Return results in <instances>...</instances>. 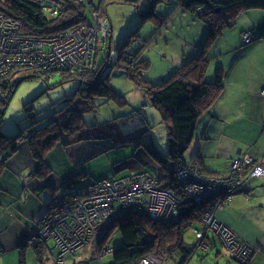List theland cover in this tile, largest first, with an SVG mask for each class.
<instances>
[{
    "label": "rangeland",
    "instance_id": "374dc122",
    "mask_svg": "<svg viewBox=\"0 0 264 264\" xmlns=\"http://www.w3.org/2000/svg\"><path fill=\"white\" fill-rule=\"evenodd\" d=\"M86 2L88 3V6L86 5V3H75L76 5H83L87 8L86 14L89 21L93 19L94 15L93 21L97 23L98 32L101 31L99 26L100 23L104 21V19L107 20V24L109 23L110 26V29H108L105 35V40L103 41V43L99 44L100 41L97 42V63L95 61L92 67H87L90 70L93 69V71L88 74L94 76L95 79L103 78L102 80H105V77L110 76L109 84L118 94L116 97H114V101L106 98H98L96 100V103L98 105L97 111L89 112L85 115L87 116L85 117L87 119V123L92 125L95 124L94 126L99 123L100 125L94 130L105 131L104 134H111L112 137L119 136L121 139L125 140V144L128 141V136L130 133H132V136L135 135V137H137L138 135L140 136V138H142L140 141L141 144H139V146L138 143L136 144L135 142H133L130 146L125 145L129 147L127 149H124L122 151V154H130L134 150V148L135 151L132 152L129 158L119 163V166L118 164H116V174L112 175L113 172L110 165V159L114 160L119 155L118 152L103 154L102 156H99L90 161L87 167L98 179L103 175H111V177L115 178L143 170H148L154 173L156 164L149 158L146 153H142L143 158H141L139 156L140 152L137 153V149L143 150L141 145L148 144L155 146L159 151H164L166 148L167 140V126L163 121L159 111L149 105L148 98L145 95L148 90L146 91V88L143 85H136L134 81L129 77L137 79L138 74H141L143 75L142 77L148 81L160 82L165 80L172 71L181 66L185 61H187V64L182 68L181 71H184V73L188 74L189 76H197L196 70L191 71L190 69L194 65L192 64L194 60L191 59L197 58L198 56L203 57V55L205 54V57L207 58L206 61H208L207 65L205 66V74L211 79V77L215 74L218 65L214 63L217 62L216 59L214 60L213 57L208 58L209 55H215L218 50L222 51L224 55H227L225 54L226 51L230 49L232 50L234 45H236V41L240 45L242 33H239L240 29L244 26H248V22L251 19H253V21L263 19L262 16L264 15V10L251 9L241 13L236 18L233 28L229 30L226 29L221 35L223 37L220 36V41L212 44L210 49L207 47L201 54V51L206 44L205 23L200 19L192 18L191 15L187 11H184L182 8L176 7L174 10V0H86ZM198 10H200V8H198ZM262 22H264V19L261 21V23ZM78 24L84 23L83 21H81ZM132 31H136L137 36H135V33H132ZM20 32L24 33L22 32L21 28ZM129 33H131L130 36L128 38H125ZM245 33L251 36L248 31H246ZM131 35H134L135 37H132ZM134 38V46L137 48V44L139 45V47L141 46V52H139L137 57L132 56V60L130 61V63H125V59L129 58V56L125 55V45L128 44V42L131 43L132 39ZM123 39L127 43L120 45ZM130 50H132V47H130ZM101 51L102 54H100ZM140 54L141 59H143L147 64L145 70L144 62L139 61ZM234 56L235 52L232 53L230 60ZM221 61L227 63L228 59L224 57ZM19 66L21 67L12 72L11 69H8L5 73H3L4 76H10L11 81H15L17 78H21L24 71H33L34 74L41 76H46V74L51 76V74L54 73L55 76L47 81H45L44 79H31L22 81L15 89L10 100L8 101L7 106H5L4 108L2 102L6 99L8 90L10 88L8 90L6 88L1 89V93L3 94L0 95V110H4V114L3 120L0 124V128H2L6 133L11 131L17 132L18 127L24 125V123L29 120L28 107L31 106V100L36 94L40 92L42 87L46 89L48 84H54L53 87L46 90L42 96H40L33 102L35 111L40 113L36 119L42 118V115H45V110L48 108H52V104H54L55 101H57L61 96L65 95V90H73V86H76L77 84V82L73 80L55 86L57 81L60 79L59 75H56V73L59 74L60 72L65 70H67L65 71V73H68V71H76L75 76H78L77 78L79 80V88L85 86L84 81L86 80L85 77L87 75H81L80 72L84 69H82L81 67L77 68L76 64L72 65L71 67H66V69H64L63 67L52 66L46 68H37V66H27L26 64H19ZM143 70L144 74H142ZM220 72L221 71L219 70V73ZM65 80H67V78H65ZM120 95H122V98L125 99L128 103L124 104ZM231 98V95L229 99L226 95L223 99V94H221L215 102V106L219 107L220 110H222V108L226 106L227 103L231 105L235 104V102L230 101ZM239 106L243 105L239 103ZM144 110H146V112ZM30 113L35 114L36 112L30 111ZM70 114L71 116H69ZM72 114L75 113L69 110L66 116L69 118L71 117L70 119L72 120ZM218 123L221 124L218 132H213L215 128L216 130L219 128L218 125H211V129L208 132V135H211L213 137L214 142H209V140H207L208 143L204 145H198V148L196 149V147H194L192 151H190V149L188 148L185 152V159L189 161L194 155V150H200L202 156L216 151L217 154L214 155V157H218L219 164L223 163L221 158L229 159V161L231 160L229 167L232 172H229L228 174L222 176L210 175L205 172L202 165L198 166L201 171L212 178H225L231 174H235L236 182L234 183V185H238L236 187H239L240 185L245 186L248 181L253 178V176H251L253 168H255L256 166H260L264 170V156L259 159H255L256 157H253L251 155H242L245 153L242 152V156H235L234 158H232L229 152H220L216 150L218 147L217 144L221 141L222 144H224L225 142L228 143L225 144L227 147H229L230 145H250L249 150H253L251 153H258L260 155L264 154V147L261 144L249 143V133L251 132V129L245 128L246 126H237L234 132L229 128L230 125H226L221 121ZM207 124V121L204 124L203 120L200 119L198 121V127L195 129L194 136L198 132L199 136H203L204 133H207ZM57 128L65 131L66 125L61 123V125H58ZM94 130H90V132H93ZM51 133L56 134L57 131L51 129ZM36 135L37 133H34L33 140L35 139ZM56 139L57 140L55 142H59L61 140V137L58 135ZM33 140L22 142L20 145H18L17 149H19V146L22 147L23 150L28 149V152L32 155L33 148L36 147L44 156L43 159L40 160L36 156H31L36 161L35 166L34 163H31L27 166H29L30 169L33 166V169H31L32 174L29 177L28 181H34V179L38 181L40 183L39 186H41V193L45 194V196L46 193L55 196L57 189L63 182L61 180V174H64L65 167L74 168V170H72V172L70 173L73 174L70 180L78 179L80 177L79 180H81L82 184L78 188L69 185L67 190L63 193L66 200H69L75 195L81 193L86 186L96 181L93 180L92 182L85 183L86 178H82V175H80V171H74L77 168V165L79 164L78 162H80L81 157H83L85 153L91 152L92 148H94H90V146L103 144L107 145L106 141L88 139L87 141L81 140L69 145L59 143L57 147H59L60 149L55 151L53 145L51 146V148L53 149V153L50 154L46 152L47 148L45 147H47V145L37 147L34 145ZM110 141L114 144H117L113 139H110ZM23 143H25V145ZM153 143H155V145H153ZM247 148L248 146L244 149L247 150ZM103 149L106 150L105 147ZM209 150L211 151L209 152ZM235 153L238 154L236 150ZM247 156H250L248 157L250 158V162L246 165L241 164L239 167H236L235 162H242L243 160H246L244 157ZM64 161L65 163L62 164ZM72 164H75L76 167ZM136 164L140 168L139 170L134 168V165ZM199 173L201 172L199 171ZM226 180L230 184L234 179L232 178ZM67 183L68 181L63 183V185H66ZM262 184L264 185V183ZM95 189H97V186L94 187V190ZM241 194V197L245 198L246 200L250 198L253 201H257L258 209H261L262 205L264 206V186H262L261 184L259 185L258 191L249 194V196L245 194V192ZM61 203H64V200H62V202L58 204H51L47 207L45 213L39 218V220H37L38 229H35L31 234L33 239L38 240L39 243L45 244L47 242V245L51 249H53L55 253L56 250L54 247L53 239L43 240L38 233H40V229L42 228L43 217L46 212L52 206H57ZM216 208L215 200H213L210 209L205 211L207 212L206 215L208 214L213 216ZM194 229H201V225L199 223H195L192 227L187 228L183 234V241L186 245L188 244V248L196 241L193 231ZM208 235L211 240L214 239V242H210L211 246H208L209 248L207 247L206 249H199L195 253L193 247L189 248L191 250L190 253L192 254V256L186 264H240L232 257L230 253L226 251V249L223 247L224 245L222 246L219 240L215 239L212 236L211 232H209ZM102 238H106L104 240V246L111 247L112 249H115L122 244V237L118 225L112 226L110 229H108V233L104 234ZM86 246L94 247L98 254V246L97 244H95V242H88L81 248ZM79 249L75 250L69 258H74L75 253ZM244 251L246 252V255H242L240 261L246 264L248 260L247 258L249 256V249L244 248ZM105 256L106 258H110V261L112 263V253H108ZM159 257L161 258L162 264L180 263V258L178 255H176L175 258H172L167 257L166 254H162V256L159 255Z\"/></svg>",
    "mask_w": 264,
    "mask_h": 264
},
{
    "label": "trees",
    "instance_id": "16d2710c",
    "mask_svg": "<svg viewBox=\"0 0 264 264\" xmlns=\"http://www.w3.org/2000/svg\"><path fill=\"white\" fill-rule=\"evenodd\" d=\"M64 1L66 3L65 10L57 16L46 14L42 8L28 0H0V11L19 21L21 23V30L24 32L23 34L47 36L63 31L81 21L86 22L88 20L86 7L83 5H76L71 0ZM174 3V10L176 7L182 8L184 11H187L192 18L200 19L205 23L206 44L201 54L207 47H211L226 29L229 30L233 28L236 18L241 13L251 9L264 10V0H174ZM198 8H200V10H198ZM257 30H246L251 33V38L248 42H245L241 37L242 45L240 49H246L253 45L264 35V30ZM246 31L241 32L243 33ZM132 33H135V36H137L136 31H132ZM130 34L131 33L125 38H128ZM131 36L133 37L134 35ZM124 39L120 45L127 43ZM134 41L135 38L132 39L131 43L128 42V44L125 45V55L129 56V58L125 59V63H130L132 56L137 57L139 52H141V46L139 47L137 44L138 48L135 47ZM130 47H132V50H130ZM102 51L100 54H102ZM244 51L238 53L239 57L244 54ZM215 56L216 55L212 57L214 58ZM210 57L209 55L208 58ZM139 58L140 62H144L145 70L147 64L141 59V54ZM206 59L205 54L203 57L198 56L197 58L191 59L194 60L192 62L194 65L190 69L191 71L196 70L197 76H189L185 74L184 71H181L187 64V61H185L181 66L172 71L165 80L160 82L148 81L144 79L141 74H138L137 79L129 77L136 85H143L146 91L148 90L145 95L148 98L149 105L159 111L167 126V140L164 151H159L152 145L142 144L158 167L154 170V173L148 170L145 171L157 176L159 179H163V181L161 180L162 184H171L173 188L176 187L175 189L178 188L174 177L176 163L188 164L195 162L197 167L202 165L199 160L196 161V158L187 161L185 159V152L193 140L200 116L205 113H208V115L212 117L215 116L209 110L221 95L224 88L226 78L224 70L216 63L218 67L215 74L210 79V77H207L205 74V66L208 62ZM144 70L142 74H144ZM219 70L221 71L220 73ZM65 71L59 74L56 73V75H59L60 79L55 86L71 80L76 81L77 84L73 86V90H65V95L55 101V103L52 104V108L46 109L45 115H42V118L36 119L40 113L35 111L33 102L42 96L46 90L53 87L54 84H48L46 89L42 87L40 92L34 96L31 100V106L28 107L29 120L25 122L24 125L18 127L17 132L11 131L6 133L0 128V175L5 171V166L9 158L14 156L18 151V145L24 141L33 140L34 133H37L33 140L34 145L37 147L47 145V147H45L47 148L46 152L50 154L53 150L51 146L54 145V148H59L57 147L59 143L69 145L81 140L87 141L88 139L101 141L113 139L117 144L125 142V140L121 139L119 136L112 137L111 134H104L105 131L94 130L100 124L97 123V125L94 126L95 124L92 125L87 123V119L85 118L87 117L85 116L87 113L97 111L98 105L96 100L98 98H106L114 101V97L118 95L109 84L110 76L105 77V80H102L103 78L95 79L94 76L88 74L92 72L93 69H84L80 74L87 75L84 81L85 86L79 88L78 76H75L76 71H68V73H65ZM54 76V73L51 74V76L47 74L46 76H41L34 74L33 71H24L21 78H17L13 81V85L9 87L8 95L2 102L3 108L7 106L20 80L44 79L47 81ZM65 78H67V80H65ZM120 97L122 98L123 96L120 95ZM122 100L124 104L128 103L125 99L122 98ZM69 110L75 113L72 114V120L70 119L71 117L69 118L66 116ZM3 111L4 110H0V124L3 120ZM30 111L36 113H30ZM69 116H71V114ZM61 123L66 125L65 131L57 128ZM51 129H54L59 134H52ZM90 130L94 131L90 132ZM58 135L61 137V140L55 142ZM153 145H155V143H153ZM32 156L38 157L39 160L44 157L36 147L33 148ZM229 172L231 173L232 171L230 170ZM80 175H82V178L88 177V174L84 171H82ZM79 179L80 177L78 179L68 180L69 184L67 183L63 186H65L66 190L69 185L78 188L81 185V180ZM61 198L64 201L66 200L64 195ZM212 201L213 199H208L199 204L189 202L185 205V209L180 212L177 221L165 224L151 220L148 214L143 210H136L115 218L109 229L112 226H119L122 244L112 250L111 264H132L148 253H156L160 256L166 254L167 257L172 258L178 255L180 258L179 264L187 263L192 254L190 253L191 250L187 247L188 244L186 245L183 241L184 231L192 227L195 223L201 225L203 214L210 209ZM51 204H55L53 198L48 202V206Z\"/></svg>",
    "mask_w": 264,
    "mask_h": 264
},
{
    "label": "built area",
    "instance_id": "2783aa9c",
    "mask_svg": "<svg viewBox=\"0 0 264 264\" xmlns=\"http://www.w3.org/2000/svg\"><path fill=\"white\" fill-rule=\"evenodd\" d=\"M28 1L38 5L50 16L61 14L66 6L64 0ZM71 1L77 4L86 3L88 6L86 0ZM93 19L54 34L34 36L21 33V23L0 11V95L3 94L1 89L8 90L13 84L10 76H4L3 73L8 69H11V72L16 70L21 67L19 64L37 68L52 66L66 69L74 64L82 69L92 67L96 61L97 42L103 43L110 29L109 23L107 24V20L104 19L99 26L101 31L98 32L97 23ZM241 37L245 42L251 38L245 32ZM260 95L264 97V88ZM248 157L250 156L244 157L246 160L242 162L236 161V167L248 164L250 162ZM263 174L264 170L260 166H256L251 172L253 177H260ZM174 177L177 189L171 184H162L157 176L144 170L115 178H101L90 183L73 198L52 206L44 215L43 225L38 234L43 240L53 239L56 250L54 264H66L74 251L88 242L97 244L98 255L111 253L113 249L104 246L106 238L102 237L113 224V220L119 216L143 210L151 220L161 224L174 222L189 202L199 204L213 199L215 208L226 206L238 186L234 185L235 174L225 177L234 179L230 184L225 178L209 176L202 182L196 165L187 168L180 162L175 165ZM229 185L232 187L227 189ZM95 186L97 189L94 190ZM216 209L213 216L206 215L205 212L201 221L202 229L193 230L196 241L189 248L193 247L194 253L199 249H206L208 247L206 238L211 232L220 238L232 257L240 261L241 256L246 255L244 248L249 249V255L252 248L241 242L231 230L216 219ZM132 264L162 263L158 254L148 253Z\"/></svg>",
    "mask_w": 264,
    "mask_h": 264
},
{
    "label": "crops",
    "instance_id": "0c3cea01",
    "mask_svg": "<svg viewBox=\"0 0 264 264\" xmlns=\"http://www.w3.org/2000/svg\"><path fill=\"white\" fill-rule=\"evenodd\" d=\"M262 18L264 19V15ZM263 19L256 21L251 19L248 22V26L242 27L240 32L246 30L252 31L253 29L255 31L257 29V31L264 30V22L261 23ZM221 37L216 42L220 41ZM240 47L241 41L240 45L236 41L233 49L226 51L225 54L227 55H224L222 51L218 50L214 57V60H217L214 63H218L226 74L224 88L221 93L223 94V99L226 95L229 99L231 95L232 98L230 101L235 102V104L231 105L227 103L220 110L219 107L215 106L216 100L209 110L216 117H212L208 113L200 116L199 120H203L204 124L206 121L208 122L206 127L207 133L199 136L198 132L193 137L189 146L190 151L194 147L197 149L198 145L208 143L207 140L214 142L213 137L208 135V132L211 129V125H218L219 128L217 130L215 128L213 131L218 132L221 127V124L218 123L220 121L226 125H230L229 128L234 132L237 126H246L245 128L251 129L249 143L261 144L264 147V97L260 95L261 90L264 88V35L246 49H240ZM241 51H244V54L239 57L238 53ZM233 52H235V56L230 60ZM224 57L228 59L227 63L221 61ZM238 102L243 106H239ZM144 111L146 112V110ZM141 139L140 136L137 135L135 137V135L132 136V133H130L127 141L128 144L122 142L114 144L109 139L106 141L107 145L90 146V148H94H92L91 152L85 153L81 157L74 172L80 171V174L82 171L86 172L88 174L87 178L89 179L86 178L85 183L97 180L98 178L87 167L88 163L103 154L118 152L119 155L114 160L110 159L112 175H114L117 172L116 164L119 166V163L129 158L132 152L135 151V148L130 154H122V151L127 149L133 142L138 143L139 146ZM25 143L23 144L25 145ZM225 144L228 143L225 142L222 144L220 141L217 144L218 147L216 150L229 152L232 158L246 154L256 157L255 159L264 156V154L251 153L253 150H249L250 145H230L227 147ZM247 146L248 148L245 150L244 148ZM104 147L106 150L103 149ZM142 148L143 150L137 149V153H141H139V156L143 158L142 153H146L152 160L143 146ZM58 149L55 148V151ZM235 150L238 154L235 153ZM242 152L245 153L241 155ZM193 154L192 158H196V161L199 160L202 163L203 169L210 175L222 176L228 174L230 171L229 166L231 160L221 158L223 163L219 164L218 157H214L217 154L216 151L202 156L200 150H194ZM31 156L28 149L23 150L19 146L16 154L7 161L5 171L0 175V264H53L55 251L47 245V242L41 244L38 240L33 239L31 234L35 229H38L37 220L45 213L48 202L52 198L55 204L62 202L61 197L64 191H66L63 183L70 180L73 175L70 173L74 168H66L64 165L65 171L64 174H61V180L63 182L57 189L55 196L46 192L45 196V194L41 193V186H39L40 183L38 181L35 179L34 181H28L32 174L31 169H33V166L30 169L27 165L34 163L35 166L36 163ZM64 163L65 161L62 164ZM72 165L76 167L75 164ZM134 168L137 170L140 169L137 164L134 165ZM155 168H158L157 165ZM104 177H111V175H103L100 178ZM252 179L248 181L244 188L234 192L231 201L226 206L216 209L215 217L222 225L231 230L241 242L252 247L246 264H264V206L262 205V208L258 209L257 201H253L250 198L246 200L241 197V193L245 192L249 196V194L258 191L260 184L264 186L262 184L264 183V176L253 177ZM211 234L215 239L219 240L222 246L224 245L216 234ZM206 240L209 247L211 246L210 242H214V239L211 240L209 235ZM105 255H98L94 247L86 246L79 249L75 253L74 258H68L67 264H111L110 258H106Z\"/></svg>",
    "mask_w": 264,
    "mask_h": 264
},
{
    "label": "flooded vegetation",
    "instance_id": "af4514ba",
    "mask_svg": "<svg viewBox=\"0 0 264 264\" xmlns=\"http://www.w3.org/2000/svg\"><path fill=\"white\" fill-rule=\"evenodd\" d=\"M192 162V161H191ZM194 164L195 165H197L195 162H193V163H188V164H184L185 166H187V168H191L192 166H194ZM198 171H200L201 173V179H202V182H205L206 180H205V177H206V175H205V173L204 172H202L201 171V169L198 167ZM202 175H203V177H202Z\"/></svg>",
    "mask_w": 264,
    "mask_h": 264
},
{
    "label": "bare ground",
    "instance_id": "6f19581e",
    "mask_svg": "<svg viewBox=\"0 0 264 264\" xmlns=\"http://www.w3.org/2000/svg\"><path fill=\"white\" fill-rule=\"evenodd\" d=\"M172 168H173V164H172ZM174 169H175V168H174ZM161 180L163 181V179L160 178V181H161ZM231 187H232V185H229V186H227L226 188L229 189V188H231ZM237 188L242 189V188H244V186L236 187L235 190H234V192H236L237 190H239V189H237Z\"/></svg>",
    "mask_w": 264,
    "mask_h": 264
},
{
    "label": "water",
    "instance_id": "95a60500",
    "mask_svg": "<svg viewBox=\"0 0 264 264\" xmlns=\"http://www.w3.org/2000/svg\"><path fill=\"white\" fill-rule=\"evenodd\" d=\"M21 82H22V80H20V81L17 83V85L20 84ZM17 85H16V86H17ZM233 258H234V257H233ZM234 259H235V258H234ZM235 260H236L238 263H240V264H244V263L238 261L237 259H235Z\"/></svg>",
    "mask_w": 264,
    "mask_h": 264
}]
</instances>
